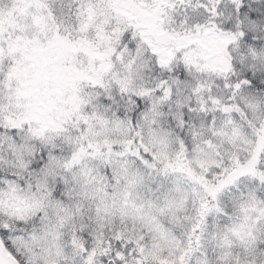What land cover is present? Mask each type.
I'll return each instance as SVG.
<instances>
[{"label":"snow or ice","instance_id":"snow-or-ice-1","mask_svg":"<svg viewBox=\"0 0 264 264\" xmlns=\"http://www.w3.org/2000/svg\"><path fill=\"white\" fill-rule=\"evenodd\" d=\"M0 264H264V0H0Z\"/></svg>","mask_w":264,"mask_h":264}]
</instances>
